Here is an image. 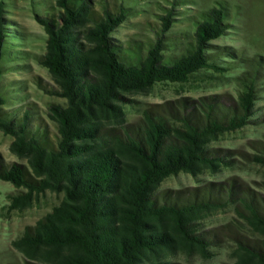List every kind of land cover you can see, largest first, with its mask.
<instances>
[{
	"label": "trees",
	"instance_id": "16d2710c",
	"mask_svg": "<svg viewBox=\"0 0 264 264\" xmlns=\"http://www.w3.org/2000/svg\"><path fill=\"white\" fill-rule=\"evenodd\" d=\"M3 4L0 0V78L8 38ZM56 6L58 14L38 20L48 34L40 63L58 85L56 94L66 99L65 106L51 108L58 134L53 141L30 126L28 112L13 118L3 110L0 93V129L14 137L11 151L31 169L6 165L0 156V180L26 190L11 198L13 209L31 207L47 191L62 193L63 200L27 227L13 247L26 264H172L176 251L205 255L216 235L198 233L195 223L239 196L234 181L173 194L158 188L181 172L197 176L229 164L225 152L209 144L258 122L251 118L263 62L253 60L238 104L181 98L153 105L140 122L128 125L121 105L126 94L185 83L202 70L229 69L218 63L234 54L211 44L228 33V9L218 3L198 15L194 32L183 36L180 56L165 60L174 9L161 16L157 38L145 42L113 37L130 11L114 1L56 0ZM259 149L264 153V145ZM253 158L264 165V155ZM242 192L238 212L264 236V206L249 190ZM240 244L238 264H264V242Z\"/></svg>",
	"mask_w": 264,
	"mask_h": 264
},
{
	"label": "rangeland",
	"instance_id": "374dc122",
	"mask_svg": "<svg viewBox=\"0 0 264 264\" xmlns=\"http://www.w3.org/2000/svg\"><path fill=\"white\" fill-rule=\"evenodd\" d=\"M104 2L105 0H92ZM130 10L126 22L113 35L118 40H155L160 32L161 16L174 9L171 30L166 33L178 38L165 41L168 45L163 54L165 60L182 53L186 39L192 34L195 19L218 3L228 9V33L213 41L212 46L234 54L223 55L218 63L227 71L202 70L185 83H159L151 89L125 95L121 102L126 124L140 122L144 111L153 105L174 102L181 98H219L225 105L238 104L247 80L252 72L253 60L263 62L260 72L264 74V0H108ZM3 17L7 20V45L2 62L0 93L6 99L3 110L10 111L15 119L29 113L30 126L55 141L57 126L51 119L52 106L66 105V99L55 91L59 89L49 70L41 65L40 57L46 53L48 34L38 18L49 13H59L56 0H3ZM52 9V10H51ZM50 16V15H49ZM231 64V65H230ZM254 68V67H253ZM256 115L242 129L225 132L209 144V149L225 152L229 164L219 170H205L193 176L181 172L164 180L158 192L173 193L203 188L208 184L234 181L236 193L244 195L247 189L264 206V165L254 161L255 155H264V77L257 84ZM14 137L0 129V156L6 165L28 161L11 151ZM31 171V169L29 168ZM23 188L0 180V264H26L25 256L12 243L22 237L25 229L34 226L63 200L62 193L47 191L38 195L33 205L23 210L11 208V198L24 193ZM229 200L223 208L205 212L196 223L198 233L216 235L205 255L197 251H176L169 261L172 264H238L240 243L263 244L264 236L254 230L238 212L241 197ZM213 231V232H211ZM212 239V238H211Z\"/></svg>",
	"mask_w": 264,
	"mask_h": 264
}]
</instances>
